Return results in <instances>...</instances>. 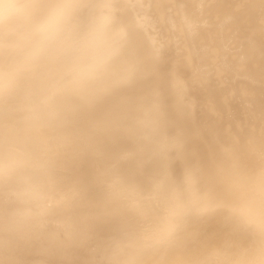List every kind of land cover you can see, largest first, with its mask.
I'll list each match as a JSON object with an SVG mask.
<instances>
[{
	"label": "snow or ice",
	"instance_id": "snow-or-ice-1",
	"mask_svg": "<svg viewBox=\"0 0 264 264\" xmlns=\"http://www.w3.org/2000/svg\"><path fill=\"white\" fill-rule=\"evenodd\" d=\"M0 107V264H264V0H0Z\"/></svg>",
	"mask_w": 264,
	"mask_h": 264
},
{
	"label": "bare ground",
	"instance_id": "bare-ground-1",
	"mask_svg": "<svg viewBox=\"0 0 264 264\" xmlns=\"http://www.w3.org/2000/svg\"><path fill=\"white\" fill-rule=\"evenodd\" d=\"M20 43V38L19 34H14L8 41V54L12 55L15 54L17 47ZM244 89H242L243 91ZM8 135H16V130L9 124L6 115L0 107V147H2L4 140L6 136ZM28 225L26 224H18V228H25ZM195 227L202 229L205 233L212 232L215 230V225L214 224H209V225H195ZM5 237V221H4V216H3V209H2V204H0V260L5 259V256L3 254V241Z\"/></svg>",
	"mask_w": 264,
	"mask_h": 264
}]
</instances>
